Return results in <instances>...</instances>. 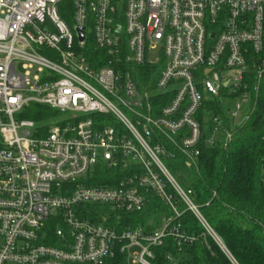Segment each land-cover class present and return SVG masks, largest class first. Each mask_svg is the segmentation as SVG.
I'll list each match as a JSON object with an SVG mask.
<instances>
[{
	"label": "built area",
	"instance_id": "1",
	"mask_svg": "<svg viewBox=\"0 0 264 264\" xmlns=\"http://www.w3.org/2000/svg\"><path fill=\"white\" fill-rule=\"evenodd\" d=\"M142 67L160 69L145 93ZM263 78L264 0H0V264H154L194 241L180 202L224 249L165 160L227 149ZM32 105L59 115L38 124ZM101 169L113 186L90 185ZM153 197L173 213L159 229L105 225Z\"/></svg>",
	"mask_w": 264,
	"mask_h": 264
},
{
	"label": "trees",
	"instance_id": "2",
	"mask_svg": "<svg viewBox=\"0 0 264 264\" xmlns=\"http://www.w3.org/2000/svg\"><path fill=\"white\" fill-rule=\"evenodd\" d=\"M62 18L70 22L63 11ZM87 55L92 61L104 58V52L93 43L88 46ZM134 71L132 79L139 90L142 93L152 90L160 69L142 67ZM212 109L215 114L224 115L217 107ZM58 115L56 110L32 105L23 117L44 124ZM200 150L197 168L188 167L176 152L173 159L165 162L183 187L191 191L194 204L224 249L180 202L179 210L184 214L177 223L182 233L194 241L184 243L179 249L174 239L168 238L164 246L153 249V263L170 264L167 257L173 256L178 264H264V78L254 111L242 127L235 129L228 148L222 143L209 148L202 141ZM111 177L113 174L101 169L90 185L113 186ZM114 215L105 225L118 229L147 227L148 231H155L161 227L162 218L171 217L173 213L153 197L144 211L117 215L122 219L120 224H115ZM150 219L153 223L148 226ZM104 264H128V261L118 254Z\"/></svg>",
	"mask_w": 264,
	"mask_h": 264
},
{
	"label": "rangeland",
	"instance_id": "3",
	"mask_svg": "<svg viewBox=\"0 0 264 264\" xmlns=\"http://www.w3.org/2000/svg\"><path fill=\"white\" fill-rule=\"evenodd\" d=\"M159 55H160L159 51H157V52H153V53L151 54V58H150V60L153 61V60L157 59V58L159 57Z\"/></svg>",
	"mask_w": 264,
	"mask_h": 264
},
{
	"label": "water",
	"instance_id": "4",
	"mask_svg": "<svg viewBox=\"0 0 264 264\" xmlns=\"http://www.w3.org/2000/svg\"><path fill=\"white\" fill-rule=\"evenodd\" d=\"M80 40H81V41H83V40H84L82 36H80Z\"/></svg>",
	"mask_w": 264,
	"mask_h": 264
}]
</instances>
